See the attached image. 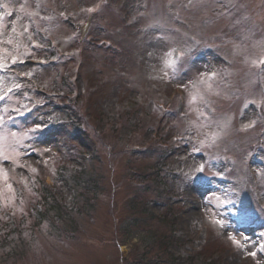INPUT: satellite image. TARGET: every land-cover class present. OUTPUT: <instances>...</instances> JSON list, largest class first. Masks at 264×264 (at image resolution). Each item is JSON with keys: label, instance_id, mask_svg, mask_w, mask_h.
<instances>
[{"label": "rangeland", "instance_id": "obj_1", "mask_svg": "<svg viewBox=\"0 0 264 264\" xmlns=\"http://www.w3.org/2000/svg\"><path fill=\"white\" fill-rule=\"evenodd\" d=\"M243 43H251L250 56ZM46 45L62 55L36 64ZM175 49L184 54L178 62L172 60ZM262 53L264 0H0V97L11 94L0 103V219L6 221L0 238L8 237L0 243V264H187L197 252L196 259L212 258L214 264H264L258 231L239 229L237 215L203 188L215 175L223 179L210 183L216 190L233 186L246 199L243 188L251 176L264 193L263 123L245 130L264 120L257 113L262 102L264 114V68L257 67ZM63 79L81 104L71 107L59 97L53 81ZM174 87L183 88L185 112L161 119L155 103L169 104ZM142 95L151 98L141 104ZM130 103L141 116L131 123L140 127L122 129L121 139L139 138V147L125 151L119 143L116 157L100 148L108 162L97 172L104 178L96 200L87 205L83 196L75 202L78 186L59 182L52 189L55 201L73 207L74 214L40 216L41 193L26 188L35 174L45 172V182L54 185L52 162L65 145L88 156L101 146L86 128L66 134L58 122L74 121L79 111L88 120L92 114L113 122ZM226 111L237 117L236 132L224 130ZM25 115L35 133H21L18 121H8ZM103 129L95 124L97 132ZM257 134L262 147L247 155L223 148L250 144ZM175 138L174 148L160 151L161 141L170 145ZM68 159L76 170L84 167L79 156ZM248 159L244 173L241 165ZM127 165L137 174L130 175ZM19 214H26L18 219L25 224L4 234L9 218ZM164 236H172L171 243L164 244Z\"/></svg>", "mask_w": 264, "mask_h": 264}, {"label": "trees", "instance_id": "obj_2", "mask_svg": "<svg viewBox=\"0 0 264 264\" xmlns=\"http://www.w3.org/2000/svg\"><path fill=\"white\" fill-rule=\"evenodd\" d=\"M77 104H81V102L78 103V100H75L74 105ZM79 113H81V111H79ZM75 123H72V125L67 126V128H72V129H76L77 125L75 126ZM87 127V126H86ZM66 128V127H65ZM66 128V129H67ZM88 128V127H87ZM111 133H106L103 134L101 133L100 135H92V137H94L95 140H98L101 142V145L105 146V145H111L113 146V141L115 139V134L114 131H110ZM65 133H68V130H65ZM98 155L92 157L91 159H85L86 164L85 167L81 170H76L74 168H72L69 165L63 164L58 171L61 172V180L64 181L67 184H70L71 181H73L75 183V186H78L77 189H74L75 191V202L77 200H79L81 197L84 196L85 198V202L88 204L92 203V198L97 197L98 196V192L100 189V185H99V181L102 180L104 178L103 174H99L97 173L98 171H101V169H96V167L94 166V164H92L91 162L94 160H97ZM101 161V157L99 158ZM89 165V167H88ZM60 175V174H59ZM60 180V181H61ZM83 187V192L81 190V188ZM38 192L42 193L41 191L37 190ZM49 190H46V192H43V197L41 196V200L40 201V205L42 208V214L41 212H38V214L42 217H44L45 215H49L50 213H56L57 214V218L59 219V214L63 213L65 218H69L74 214V210H67L64 206H60L59 204L56 203L55 199L53 198L54 195L52 193H48ZM52 203H54L57 206H54ZM52 211V212H50ZM72 219V218H71ZM41 220V218H40ZM24 221L21 222V224H23ZM24 225V224H23ZM21 225V226H23ZM5 231H9L10 228H4ZM10 235V234H7ZM194 263V261H193ZM197 263V261H196Z\"/></svg>", "mask_w": 264, "mask_h": 264}, {"label": "snow or ice", "instance_id": "obj_3", "mask_svg": "<svg viewBox=\"0 0 264 264\" xmlns=\"http://www.w3.org/2000/svg\"><path fill=\"white\" fill-rule=\"evenodd\" d=\"M89 11H91V9H89ZM0 67H3V65L2 64H0ZM254 255V254H253Z\"/></svg>", "mask_w": 264, "mask_h": 264}]
</instances>
